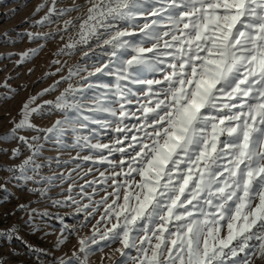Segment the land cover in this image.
<instances>
[{
	"label": "snow or ice",
	"instance_id": "obj_1",
	"mask_svg": "<svg viewBox=\"0 0 264 264\" xmlns=\"http://www.w3.org/2000/svg\"><path fill=\"white\" fill-rule=\"evenodd\" d=\"M22 23L49 31L0 35L42 41L17 67L62 43L37 82L58 78L0 133V156L28 153L0 163V219L26 217L0 247L44 264L23 233L46 239L55 222L53 249L76 243L48 264H264V0H40ZM8 79L3 103L20 90ZM10 184L35 199L4 209Z\"/></svg>",
	"mask_w": 264,
	"mask_h": 264
},
{
	"label": "rangeland",
	"instance_id": "obj_2",
	"mask_svg": "<svg viewBox=\"0 0 264 264\" xmlns=\"http://www.w3.org/2000/svg\"><path fill=\"white\" fill-rule=\"evenodd\" d=\"M40 0H0V35H2L7 30L15 29V31L11 32L13 37L16 36L17 32H24L25 30L30 31H49L48 28H29L27 24H23L22 22L26 20V18L30 17L32 12L35 9L36 4H38ZM67 3H71V0H66ZM15 9V13L12 14V10ZM40 15H43L41 13ZM75 15V14H74ZM39 16L35 17L38 19ZM55 27V26H53ZM42 43V41H36L35 43H31L28 41L27 37L23 40L19 41L14 45H0V56H6L7 54H14L11 59H0V86L5 83V80L8 77V84L13 88L20 89L17 94L6 103L0 102V133L7 131L10 127V121L12 118L17 117V113L21 108L24 101L27 100L29 96L36 95V93L40 92L43 88L48 87L54 79L58 77H53L51 79H45L43 82H37L43 74L48 71L50 62L56 57L53 56V53L57 50L58 47L61 46V41L57 38V40L50 41L45 46L44 50L38 54V56L30 63H26L22 66H16V60L19 59V53L26 51L28 48L37 47ZM80 57L74 56L72 58L68 57H59L61 60H68L69 64H74ZM32 69L33 71L29 74L28 70ZM54 70V69H53ZM24 86V87H21ZM63 87L66 85H62L60 90H63ZM7 89L0 87V96H2ZM58 93H53L50 96H45L42 99L38 100L37 103H42L43 99H52ZM58 117L53 115L50 116L47 120L37 121L38 123H42L44 126H50L52 122L55 121ZM104 143H108L109 140L107 138H103ZM13 145H4V147H13ZM86 155L87 153H83ZM28 153L25 151L24 155L19 158V160H10L9 157L0 156V163H19L21 160L27 156ZM45 155H56V152H46ZM75 152L64 153L63 158L68 159L70 156H75ZM74 167V165H70L69 168ZM69 169H59L58 171L67 172ZM103 170V169H101ZM45 174H50L45 171ZM8 175L7 173L0 172V183L3 182V177ZM98 175V173H97ZM91 179L92 177H88ZM82 182V181H81ZM11 191L14 193V197L10 200L9 203L4 204L3 208L7 210L13 209L17 203H26L28 200L35 199L28 195L26 192L22 190H18L13 188L10 184L8 186ZM59 189L54 190L52 193L55 195ZM33 207L43 208L44 205H36ZM25 217L24 213H17L16 216L10 217L7 220L0 219V229L7 228L16 222L19 218ZM71 223V219L68 221ZM54 228L46 229L49 232L54 231V234L47 237L46 239H41L40 235L37 234L35 236L27 234V232L23 233L25 239L28 240L32 244H36L39 247L45 248L49 250V255L44 257V264H48V262L55 257L62 256L64 253L70 254L73 245L76 243L75 237L69 239L67 244L63 246L62 250L53 249V244L56 241V237L60 235L59 233V224L53 222ZM89 229L85 228L82 230L81 234L88 233ZM17 249L21 254L17 256H12V249ZM109 250H106V252ZM102 254L97 253L96 256L91 258V264H100V256ZM0 257L5 259V264H17L18 261L23 260L24 264H32V260L26 257V249L19 242H14L13 244L5 243L3 247H0ZM115 258V257H114ZM105 264H111V261H106ZM257 264H260L257 261Z\"/></svg>",
	"mask_w": 264,
	"mask_h": 264
}]
</instances>
